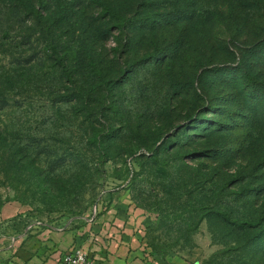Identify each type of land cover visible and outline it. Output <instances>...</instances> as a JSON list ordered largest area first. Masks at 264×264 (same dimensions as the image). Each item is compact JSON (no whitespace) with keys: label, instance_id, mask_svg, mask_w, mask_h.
<instances>
[{"label":"rangeland","instance_id":"obj_1","mask_svg":"<svg viewBox=\"0 0 264 264\" xmlns=\"http://www.w3.org/2000/svg\"><path fill=\"white\" fill-rule=\"evenodd\" d=\"M0 200L46 256L264 264V0H0Z\"/></svg>","mask_w":264,"mask_h":264},{"label":"crops","instance_id":"obj_2","mask_svg":"<svg viewBox=\"0 0 264 264\" xmlns=\"http://www.w3.org/2000/svg\"><path fill=\"white\" fill-rule=\"evenodd\" d=\"M25 216V207L19 202L0 200V264H57L62 253L56 256L43 254L44 244H49V241L43 242L37 251L19 248L20 243L15 241L16 233L24 228L22 219ZM46 231L40 229L38 236L43 237ZM109 238L106 243L100 241L92 244L95 253L89 251L98 264H200L196 257L184 252L161 261L146 259L139 254L126 236L111 233Z\"/></svg>","mask_w":264,"mask_h":264},{"label":"built area","instance_id":"obj_3","mask_svg":"<svg viewBox=\"0 0 264 264\" xmlns=\"http://www.w3.org/2000/svg\"><path fill=\"white\" fill-rule=\"evenodd\" d=\"M57 264H98V262L89 251L76 246L62 253Z\"/></svg>","mask_w":264,"mask_h":264},{"label":"trees","instance_id":"obj_4","mask_svg":"<svg viewBox=\"0 0 264 264\" xmlns=\"http://www.w3.org/2000/svg\"><path fill=\"white\" fill-rule=\"evenodd\" d=\"M53 53L56 56V61H57V64L60 66L61 71H63L64 73H68L67 67L62 61V57L58 55L55 48H53ZM222 218H225V217L222 216Z\"/></svg>","mask_w":264,"mask_h":264}]
</instances>
